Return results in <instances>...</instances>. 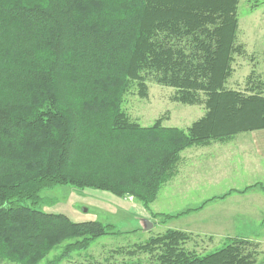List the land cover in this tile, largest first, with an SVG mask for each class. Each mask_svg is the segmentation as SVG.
Returning <instances> with one entry per match:
<instances>
[{
    "label": "trees",
    "instance_id": "obj_1",
    "mask_svg": "<svg viewBox=\"0 0 264 264\" xmlns=\"http://www.w3.org/2000/svg\"><path fill=\"white\" fill-rule=\"evenodd\" d=\"M238 3L0 0V264H39L67 241L46 260L56 264L119 232L38 209L46 188L131 197L162 220L197 209H150L176 175L181 152L264 128V83L226 86L235 55L245 53ZM148 82L172 87L180 103L203 104L204 114L186 128L166 126L162 117L140 125L122 104L133 88L145 97ZM188 240L187 232L167 229L127 253H148L156 264L264 263L256 241L226 237L197 253Z\"/></svg>",
    "mask_w": 264,
    "mask_h": 264
},
{
    "label": "rangeland",
    "instance_id": "obj_2",
    "mask_svg": "<svg viewBox=\"0 0 264 264\" xmlns=\"http://www.w3.org/2000/svg\"><path fill=\"white\" fill-rule=\"evenodd\" d=\"M237 17V42L244 45L245 53L235 55L232 63L233 72L226 86L243 90L248 85V78L252 79L253 83L258 80L264 83V0H239ZM174 94L175 90L172 87L148 82L145 97L138 96L136 89L133 88L125 95L122 107L130 119L142 126H148L156 118L162 117V123L166 126L186 128L201 117L205 109L203 104L180 103L174 100ZM180 155L177 176L174 181H168L161 187L154 203L155 208L165 214L180 213L188 207L198 205L197 203L202 200L201 197L223 191L228 185H232L233 178H228L223 182V186L207 185L200 190L197 184L208 182L206 176H221L225 173L220 171L201 173V165L198 163L206 160V156L199 154L189 157L186 151L181 152ZM190 192L193 197H188L189 195L186 197ZM41 196L42 201L37 208L42 211L65 214L72 221L97 220L104 224L111 223L114 230L119 231L96 238L86 250L75 251L56 264H156L155 258L148 253L136 252L134 255H129L127 250L132 249L134 244L145 242L151 235L162 233L167 229H181L189 216L179 215L166 220H162L161 216L153 217L156 218V222L163 223L150 228L152 230H149L148 234L145 218L142 215L148 211L131 197H128L129 201L107 191L93 188L82 190L71 185H57L43 189ZM198 207L200 206L195 208ZM241 224L240 221L234 223V225ZM247 224L255 230H242V236L239 237L258 242L259 259H261L264 257V223L251 221ZM185 232L189 234L186 247L197 253L213 251L226 242V237L217 236L211 231L187 229ZM253 234L257 235L253 236ZM66 242L53 248L39 264H46V260L59 254L62 245Z\"/></svg>",
    "mask_w": 264,
    "mask_h": 264
},
{
    "label": "crops",
    "instance_id": "obj_3",
    "mask_svg": "<svg viewBox=\"0 0 264 264\" xmlns=\"http://www.w3.org/2000/svg\"><path fill=\"white\" fill-rule=\"evenodd\" d=\"M184 151L188 153L189 157L199 154L206 156V160L198 163L201 165V173H218V171L225 173L221 176H206L208 182L197 184L200 190L207 185L220 187L224 185L223 182L226 179H233L232 185H228L223 191L201 197L202 200L197 203L198 205L184 209L183 211L200 206L182 214L184 217L189 216H187L181 229L178 230L199 229L200 231L214 232L220 237H239L242 236V230H255L246 223L251 221L258 224L264 223V192L260 185H254L261 184L264 186V128L240 132L225 141H211L206 145H193L182 152ZM177 173L169 181H174ZM246 187L248 188L240 191ZM157 196L151 204V210L155 213L165 214L155 208L154 203ZM187 196L193 197L192 192L187 193ZM123 199L129 200L128 197ZM142 215L152 222L151 228L163 223L161 221L156 222V218L150 217L147 212ZM169 219H173V217ZM236 221H240L242 224L234 225ZM149 230L152 229L147 230L148 234L150 233ZM255 235L257 234H253V236Z\"/></svg>",
    "mask_w": 264,
    "mask_h": 264
},
{
    "label": "water",
    "instance_id": "obj_4",
    "mask_svg": "<svg viewBox=\"0 0 264 264\" xmlns=\"http://www.w3.org/2000/svg\"><path fill=\"white\" fill-rule=\"evenodd\" d=\"M144 221H145V224L147 225L146 229H150L152 227V222L148 219H145Z\"/></svg>",
    "mask_w": 264,
    "mask_h": 264
}]
</instances>
